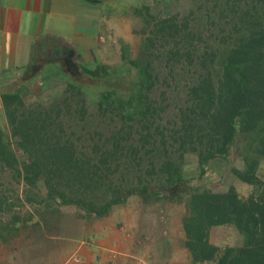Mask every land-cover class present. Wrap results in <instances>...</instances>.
I'll list each match as a JSON object with an SVG mask.
<instances>
[{"label":"trees","instance_id":"trees-1","mask_svg":"<svg viewBox=\"0 0 264 264\" xmlns=\"http://www.w3.org/2000/svg\"><path fill=\"white\" fill-rule=\"evenodd\" d=\"M193 2L169 15L135 8L141 43L135 56L122 44L120 67L79 63L84 79L64 80L58 96L41 93L64 70L39 93H1L0 241L60 221L63 208L96 219L132 197L183 199L190 264H264V0ZM105 80L116 85L88 89ZM227 160L247 196L194 184ZM225 225L239 245L211 242Z\"/></svg>","mask_w":264,"mask_h":264},{"label":"rangeland","instance_id":"rangeland-1","mask_svg":"<svg viewBox=\"0 0 264 264\" xmlns=\"http://www.w3.org/2000/svg\"><path fill=\"white\" fill-rule=\"evenodd\" d=\"M96 7L104 9L102 26L94 61L87 65L104 63L122 66L121 46L128 44L133 56L141 43L142 19L134 9L149 6L156 15L186 13L193 0H96ZM79 63L82 57L78 56ZM65 79H60L41 93L44 97L58 96L65 81L84 79L74 62L65 63ZM88 89L98 91L115 86L112 80L87 81ZM39 93L41 86H28ZM9 87H0V95ZM235 158L234 155L231 156ZM195 161L189 158L187 169L194 174ZM259 175L264 180V161ZM195 185L226 189L234 186L242 196H247L252 187L235 179L230 173V162L216 161L203 179ZM25 207L23 212H28ZM60 221L46 226L23 229L7 242L0 241V264H190V256L184 248L185 235L182 217L185 202L145 203L132 197L122 206L115 207L104 218L84 219L75 209H61ZM210 240L217 246L239 245L241 236L234 226L225 225L211 230ZM81 259L74 263L73 256Z\"/></svg>","mask_w":264,"mask_h":264},{"label":"crops","instance_id":"crops-1","mask_svg":"<svg viewBox=\"0 0 264 264\" xmlns=\"http://www.w3.org/2000/svg\"><path fill=\"white\" fill-rule=\"evenodd\" d=\"M96 2L0 0V87L40 85L62 74L65 63L78 66V56L93 62L104 15Z\"/></svg>","mask_w":264,"mask_h":264},{"label":"built area","instance_id":"built-area-1","mask_svg":"<svg viewBox=\"0 0 264 264\" xmlns=\"http://www.w3.org/2000/svg\"><path fill=\"white\" fill-rule=\"evenodd\" d=\"M72 260H73L74 263H80L81 262L80 257H78L76 255L72 257ZM140 264H145V263L143 262V263H140Z\"/></svg>","mask_w":264,"mask_h":264}]
</instances>
